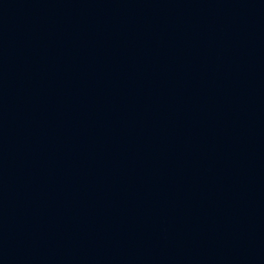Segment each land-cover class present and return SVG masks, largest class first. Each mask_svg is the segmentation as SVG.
<instances>
[{
	"label": "water",
	"instance_id": "1",
	"mask_svg": "<svg viewBox=\"0 0 264 264\" xmlns=\"http://www.w3.org/2000/svg\"><path fill=\"white\" fill-rule=\"evenodd\" d=\"M0 264H264V0H0Z\"/></svg>",
	"mask_w": 264,
	"mask_h": 264
}]
</instances>
